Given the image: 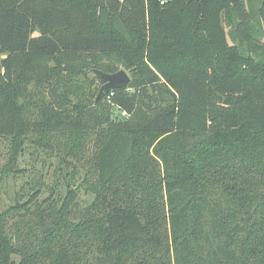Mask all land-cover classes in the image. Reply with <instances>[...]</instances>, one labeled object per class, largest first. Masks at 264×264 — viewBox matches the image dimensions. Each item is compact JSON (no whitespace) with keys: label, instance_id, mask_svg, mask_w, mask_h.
Here are the masks:
<instances>
[{"label":"trees","instance_id":"trees-1","mask_svg":"<svg viewBox=\"0 0 264 264\" xmlns=\"http://www.w3.org/2000/svg\"><path fill=\"white\" fill-rule=\"evenodd\" d=\"M99 133L93 201L65 144L63 188L0 213V264H264V0H0L11 165Z\"/></svg>","mask_w":264,"mask_h":264},{"label":"rangeland","instance_id":"rangeland-1","mask_svg":"<svg viewBox=\"0 0 264 264\" xmlns=\"http://www.w3.org/2000/svg\"><path fill=\"white\" fill-rule=\"evenodd\" d=\"M128 72V71H127ZM114 116L120 120H124L128 115L124 111L119 109L114 110ZM99 134H82L78 136H72L69 140H59L57 138L52 141L56 147L53 152V156H48L47 147H40L34 141H40L42 136L35 135L33 138H28L25 144L24 152L19 153L17 160L11 165L10 158L13 153L12 138L9 136H0V177L2 181L0 183V213L5 212L10 207L17 204H24L28 202L36 193V187L41 184L43 194L39 197L38 201L50 197L51 192L62 186L55 187L57 183L62 184L68 182L67 180L61 181L59 167V156L65 152L66 149L71 150L70 162L79 168L81 174L80 178L72 180V184L75 187L83 188V192L79 199V206L86 207L87 203L93 201L95 194L93 192H87L85 188L90 189L88 184H85V179H89V183L96 180L94 175L96 171L95 156L99 148L103 145L106 135ZM45 143L49 141V137H43ZM12 144V145H11ZM58 144V145H57ZM61 147V148H60ZM66 167V166H64ZM6 175H2L4 171H7ZM64 173L71 170L63 168ZM33 184H37L34 186Z\"/></svg>","mask_w":264,"mask_h":264},{"label":"water","instance_id":"water-1","mask_svg":"<svg viewBox=\"0 0 264 264\" xmlns=\"http://www.w3.org/2000/svg\"><path fill=\"white\" fill-rule=\"evenodd\" d=\"M93 73L101 83V89L96 99L102 100L108 93L118 89H126L131 81V77L124 69L116 73H106L100 70H94Z\"/></svg>","mask_w":264,"mask_h":264},{"label":"built area","instance_id":"built-area-1","mask_svg":"<svg viewBox=\"0 0 264 264\" xmlns=\"http://www.w3.org/2000/svg\"><path fill=\"white\" fill-rule=\"evenodd\" d=\"M112 95H113V93L110 94V96L108 97V99H110Z\"/></svg>","mask_w":264,"mask_h":264}]
</instances>
